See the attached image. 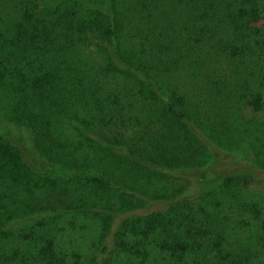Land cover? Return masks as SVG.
Wrapping results in <instances>:
<instances>
[{"label": "trees", "instance_id": "obj_1", "mask_svg": "<svg viewBox=\"0 0 264 264\" xmlns=\"http://www.w3.org/2000/svg\"><path fill=\"white\" fill-rule=\"evenodd\" d=\"M14 6L11 26L0 13V122L16 126L0 132V264H264L250 193L264 169L223 156L264 137V0ZM74 134L93 171L56 160Z\"/></svg>", "mask_w": 264, "mask_h": 264}, {"label": "rangeland", "instance_id": "obj_2", "mask_svg": "<svg viewBox=\"0 0 264 264\" xmlns=\"http://www.w3.org/2000/svg\"><path fill=\"white\" fill-rule=\"evenodd\" d=\"M19 1H21V3L23 2V0H0V13L2 11L5 12L3 17L5 18L7 24H9L10 26L11 24H14V22L17 20V16H16L17 9H15L16 6L14 5L18 4ZM208 1H213L214 5L220 9L225 8L228 4L234 5L235 3V0H208ZM259 26H261V24ZM3 113L2 111H0V119L3 116ZM11 127H16V126H13V124L11 123L7 124L4 122H0V132H6L8 134H11L9 133V128ZM14 129L15 128L11 129L10 131H13ZM63 129L64 131H67L65 128ZM249 132H251V129L249 130ZM22 134H23V131H21L19 128H16L13 133V135L16 137ZM70 142H71L70 144L69 142H67L66 144H63L65 147H62V148L60 147V149L57 150L56 160L60 161L62 164V161H61L62 156L65 153V157L68 160H70L71 164H77L81 166V168H83L82 171H85V172L93 171V165H91L93 161L88 160L87 166L85 162H84V165L81 164L83 161V156H82L83 148H88V146L86 145L80 146L78 143L82 142V140L75 134ZM236 146L239 147V149H237L236 147H233L232 149L225 150V152L223 153V156L225 157L224 163H226L227 165L231 164V168H232L234 164H236V162H245L247 165H251L252 168H263L264 169V137H262V134L248 133L244 135L243 138H239V142L236 143ZM242 150H245V151L242 152ZM93 153L94 151L91 150L90 154H93ZM46 164H47V167L49 166L51 170L56 169V172L60 175L65 176V174L68 171V169H66L65 171H62V170L60 171V168H62V166L61 164H57L56 162H53V163L47 162ZM74 169H77V168H74ZM107 170L109 171L110 176H112V178H114L116 181V179L118 178L117 168H114L113 166V167H108ZM201 172L202 173L199 174V176L203 178L199 180L194 178V176L188 177L182 174H179L178 177H172L171 179L172 185L173 187H176V188L183 187V189L190 191V190H193L195 185L197 186L200 181L206 182V180H208L207 178L214 177L211 167L203 168L201 169ZM155 178L156 179H153L151 184L146 187L149 188L148 190L149 194L153 195V197L155 198L156 197L159 198L160 196L163 195L162 193H163L164 188L169 186L170 184L169 183L166 184L165 181L163 182L161 180H158V177H155ZM127 180L130 181L128 183L129 187H132L136 183V181L133 182V179L130 177ZM124 181L126 184L125 179ZM261 186L262 187H250V193L255 200L264 201V184H261ZM242 216L245 217L246 215L243 214ZM248 216L250 217L249 214ZM239 218H240V214L239 216H237V219ZM244 220L248 221V217H245ZM249 221L252 222L251 218H249Z\"/></svg>", "mask_w": 264, "mask_h": 264}]
</instances>
